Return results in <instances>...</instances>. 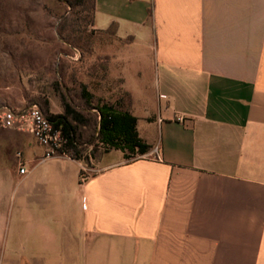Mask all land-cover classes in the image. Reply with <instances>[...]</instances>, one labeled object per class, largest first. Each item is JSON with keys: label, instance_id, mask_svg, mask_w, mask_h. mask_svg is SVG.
Segmentation results:
<instances>
[{"label": "crops", "instance_id": "crops-1", "mask_svg": "<svg viewBox=\"0 0 264 264\" xmlns=\"http://www.w3.org/2000/svg\"><path fill=\"white\" fill-rule=\"evenodd\" d=\"M93 30L83 84L152 149L0 143V264H264V0H96Z\"/></svg>", "mask_w": 264, "mask_h": 264}, {"label": "rangeland", "instance_id": "rangeland-1", "mask_svg": "<svg viewBox=\"0 0 264 264\" xmlns=\"http://www.w3.org/2000/svg\"><path fill=\"white\" fill-rule=\"evenodd\" d=\"M91 17L90 3L73 10L58 0H0V110L18 111L48 99L64 112L56 83L59 90L68 92L79 111L86 109L80 85L90 71L95 44ZM129 88L152 109L158 108L154 87L146 84ZM85 132L90 152L97 146L98 130L91 142L93 133ZM24 134L0 127V143L20 144ZM12 148L16 152L17 147ZM16 154L19 157L21 153ZM106 154L96 148L97 158L93 159ZM3 162L0 158V166Z\"/></svg>", "mask_w": 264, "mask_h": 264}, {"label": "trees", "instance_id": "trees-1", "mask_svg": "<svg viewBox=\"0 0 264 264\" xmlns=\"http://www.w3.org/2000/svg\"><path fill=\"white\" fill-rule=\"evenodd\" d=\"M58 1L62 4H66L73 10L84 7L90 3L92 7L91 24H94L96 0ZM116 29V26H114L111 30L115 33ZM55 86L63 101L64 112L62 114L52 113L51 102L48 99L39 100V106L43 112L52 119L56 127L63 132L67 139L64 152L71 158L83 160L90 167L91 158H97L96 148H99L101 144L106 147L105 151L107 153L112 150H119L128 154L130 157L138 154L145 155L152 149V146L148 145L139 137L137 130L138 118L125 109L119 110L122 106L116 107L101 99H97L88 91L84 84L81 83V99L87 110L79 111L68 96V92L59 90L60 86L58 83H56ZM93 102H96V104H93ZM93 110L96 111L94 112ZM93 130H98V143L96 148L93 147L92 151L89 152L86 147L88 142H85V131L93 133L89 141L91 142L96 135L95 131L92 132Z\"/></svg>", "mask_w": 264, "mask_h": 264}, {"label": "built area", "instance_id": "built-area-1", "mask_svg": "<svg viewBox=\"0 0 264 264\" xmlns=\"http://www.w3.org/2000/svg\"><path fill=\"white\" fill-rule=\"evenodd\" d=\"M0 127L32 135L40 145L47 149L45 159L70 157L64 152L67 139L63 132L56 127L38 104L18 111L10 108L0 110ZM26 172L25 167L20 169L21 174H26Z\"/></svg>", "mask_w": 264, "mask_h": 264}]
</instances>
